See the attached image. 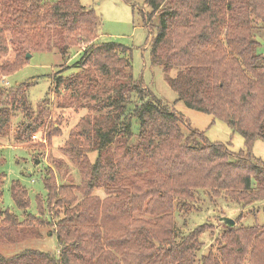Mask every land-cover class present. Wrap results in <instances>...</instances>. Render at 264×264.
Returning <instances> with one entry per match:
<instances>
[{
	"label": "trees",
	"instance_id": "16d2710c",
	"mask_svg": "<svg viewBox=\"0 0 264 264\" xmlns=\"http://www.w3.org/2000/svg\"><path fill=\"white\" fill-rule=\"evenodd\" d=\"M143 5L149 9L144 19L151 65L163 70L176 101L224 121L244 147L231 151L192 128L184 134L183 116L133 78L127 47L99 41L101 19L79 0H0V58L15 54L12 63L0 65V75L25 64L31 50L54 47L69 59V48L84 43L76 73L49 77L55 88L83 95L89 111L61 149L78 165L79 184L59 185L49 169L34 214L27 212V189L13 180L11 198L23 213L18 217L1 206L0 174V244L37 236L36 227L48 223L44 209H50L58 249L57 256L36 249L0 255V264H264V226H223L215 252L197 259L204 226L177 240L173 222L174 209L189 210L200 191L242 208L264 201V162L251 154L253 142L264 141V54L257 52L264 40V0ZM30 86H0L1 137L8 135L14 112L31 114ZM39 106L37 116L43 117ZM23 126L34 132L30 123ZM51 129L47 135H58V127ZM89 151L96 152L93 162Z\"/></svg>",
	"mask_w": 264,
	"mask_h": 264
},
{
	"label": "rangeland",
	"instance_id": "374dc122",
	"mask_svg": "<svg viewBox=\"0 0 264 264\" xmlns=\"http://www.w3.org/2000/svg\"><path fill=\"white\" fill-rule=\"evenodd\" d=\"M82 5L93 9L101 19L99 28V41H114L127 47L130 52L132 75L144 87L166 105H173L174 109L183 116L184 122L181 129L188 134L189 128L202 132L210 142L222 143L231 151H238L244 147L242 137L233 132L222 120L214 119L211 115L189 109L182 102L176 101V93L169 87L165 80L163 70L152 66L149 54V29L144 19L148 7L143 5V0H79ZM128 1V2H127ZM150 24L149 21H147ZM257 52L264 54V40H260ZM52 47V46H51ZM86 47L84 43L73 45L69 48V59H63L57 48L49 50L30 51V57L20 68L0 75V86L8 89L28 81L30 88L27 90L28 103L31 114L24 116L22 111L14 112L6 137L0 136V174L3 175L1 206L8 209L18 217L23 213L14 205L10 184L13 180L20 182L29 195L30 204L27 212L37 213L36 197L45 195L42 178L50 169L57 184H74L80 182L78 165L61 149L69 137L70 131L76 127L79 120L87 114V99L71 94L70 89L55 88L51 74L61 73L64 76L76 73L74 66L81 56V51ZM15 54L11 50L0 58V65L12 63ZM24 59V60H25ZM23 61V60H22ZM24 62V61H23ZM64 69V70H63ZM174 71L169 75L173 76ZM35 83V84H34ZM84 98V99H83ZM44 110L43 117L37 116L38 108ZM30 123V132L24 129V124ZM189 126H188V125ZM58 127L59 133L50 137L47 135L52 129ZM50 129V130H49ZM132 132H138V124L132 120ZM48 136L50 139H47ZM132 139V141H135ZM115 142L112 149H115ZM251 154L264 162V141L255 140L251 146ZM90 162L96 157L95 151L87 152ZM100 197H105L103 191H95ZM77 194V193H76ZM78 199L80 196L77 194ZM189 210L174 209L173 222L176 239L180 240L190 230L197 226H204L201 233L200 250L197 259L209 251L215 252L218 237L223 230L219 218L227 216L236 220L235 227H245L254 224L264 226V201L252 203L242 208L240 204L229 202L226 198H211L205 192H197L195 200L189 204ZM48 223L36 227L37 236L34 234L14 244H0V255L13 256L26 249H36L49 252L57 256L58 249L56 238L50 221V209H44ZM139 216L147 218L141 213ZM196 264H199L196 261Z\"/></svg>",
	"mask_w": 264,
	"mask_h": 264
},
{
	"label": "water",
	"instance_id": "95a60500",
	"mask_svg": "<svg viewBox=\"0 0 264 264\" xmlns=\"http://www.w3.org/2000/svg\"><path fill=\"white\" fill-rule=\"evenodd\" d=\"M26 57L29 58L30 54L27 53ZM219 222H220V224H222L223 226H226L228 228H232L235 226V220L230 218V217H227V216L220 217Z\"/></svg>",
	"mask_w": 264,
	"mask_h": 264
}]
</instances>
